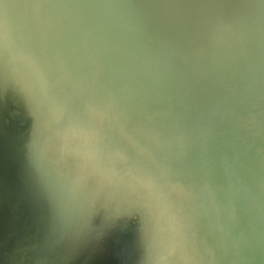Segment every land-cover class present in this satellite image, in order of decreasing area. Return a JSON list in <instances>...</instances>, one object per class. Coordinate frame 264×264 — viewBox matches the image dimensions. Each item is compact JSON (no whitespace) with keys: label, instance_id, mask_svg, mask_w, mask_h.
<instances>
[{"label":"water","instance_id":"obj_1","mask_svg":"<svg viewBox=\"0 0 264 264\" xmlns=\"http://www.w3.org/2000/svg\"><path fill=\"white\" fill-rule=\"evenodd\" d=\"M0 264H264V0H0Z\"/></svg>","mask_w":264,"mask_h":264}]
</instances>
